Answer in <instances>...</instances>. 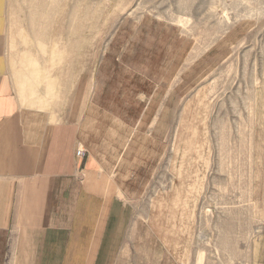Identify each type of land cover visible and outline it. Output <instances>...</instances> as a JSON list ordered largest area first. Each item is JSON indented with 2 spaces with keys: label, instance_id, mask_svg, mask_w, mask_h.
Masks as SVG:
<instances>
[{
  "label": "rangeland",
  "instance_id": "rangeland-1",
  "mask_svg": "<svg viewBox=\"0 0 264 264\" xmlns=\"http://www.w3.org/2000/svg\"><path fill=\"white\" fill-rule=\"evenodd\" d=\"M6 35L21 103L85 121L111 264H264V0H8Z\"/></svg>",
  "mask_w": 264,
  "mask_h": 264
},
{
  "label": "crops",
  "instance_id": "crops-1",
  "mask_svg": "<svg viewBox=\"0 0 264 264\" xmlns=\"http://www.w3.org/2000/svg\"><path fill=\"white\" fill-rule=\"evenodd\" d=\"M7 9L0 0V264L9 248L12 264H111L123 211L80 115L21 103L6 51Z\"/></svg>",
  "mask_w": 264,
  "mask_h": 264
},
{
  "label": "built area",
  "instance_id": "built-area-1",
  "mask_svg": "<svg viewBox=\"0 0 264 264\" xmlns=\"http://www.w3.org/2000/svg\"><path fill=\"white\" fill-rule=\"evenodd\" d=\"M85 153L83 150H78V157H84Z\"/></svg>",
  "mask_w": 264,
  "mask_h": 264
},
{
  "label": "bare ground",
  "instance_id": "bare-ground-1",
  "mask_svg": "<svg viewBox=\"0 0 264 264\" xmlns=\"http://www.w3.org/2000/svg\"><path fill=\"white\" fill-rule=\"evenodd\" d=\"M80 150V149H79ZM77 155H78V151H77Z\"/></svg>",
  "mask_w": 264,
  "mask_h": 264
}]
</instances>
